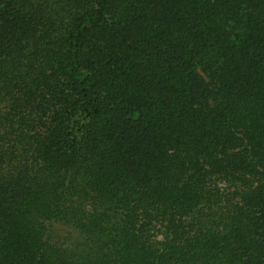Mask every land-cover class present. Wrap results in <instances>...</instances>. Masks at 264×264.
<instances>
[{"label": "trees", "instance_id": "obj_1", "mask_svg": "<svg viewBox=\"0 0 264 264\" xmlns=\"http://www.w3.org/2000/svg\"><path fill=\"white\" fill-rule=\"evenodd\" d=\"M0 264H264V0H0Z\"/></svg>", "mask_w": 264, "mask_h": 264}]
</instances>
